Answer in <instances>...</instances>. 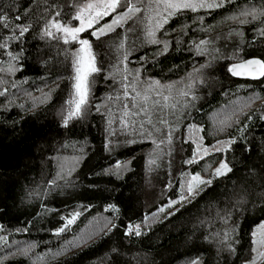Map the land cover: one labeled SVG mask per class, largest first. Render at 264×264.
<instances>
[{
  "label": "trees",
  "instance_id": "trees-1",
  "mask_svg": "<svg viewBox=\"0 0 264 264\" xmlns=\"http://www.w3.org/2000/svg\"><path fill=\"white\" fill-rule=\"evenodd\" d=\"M71 2L0 0L11 23L0 26V43L7 44L0 48V91L7 90L0 96V264H245L254 255L251 234L264 223V77L240 78L228 69L251 56L264 59V17L240 16L261 9L264 0L181 9L159 29L158 43L134 40L129 28L137 17L99 40L91 29L81 33L92 42L100 71L91 78L82 115L65 127L62 114L73 91L70 53L79 45L42 33L56 11L61 20L74 13ZM16 24L31 27L21 39H8ZM211 38L215 58L206 65L208 54L195 46ZM10 64L16 71H7ZM122 65L162 82L200 68L202 79L178 121L155 125L159 132L144 126L149 137L141 134L140 120L121 126L134 93L129 88L124 96L122 85L132 80L116 72ZM200 137L222 150L185 163L196 147L192 140ZM221 160L232 171L213 178ZM197 173L212 184L169 207ZM76 212L74 223L58 233ZM129 225H140L141 235L129 234Z\"/></svg>",
  "mask_w": 264,
  "mask_h": 264
},
{
  "label": "snow or ice",
  "instance_id": "snow-or-ice-1",
  "mask_svg": "<svg viewBox=\"0 0 264 264\" xmlns=\"http://www.w3.org/2000/svg\"><path fill=\"white\" fill-rule=\"evenodd\" d=\"M225 0H150L149 7L152 3L156 5V11L159 15L160 6H163V11L167 13V16H163L160 20L156 22V28H160L163 24L168 22V19L176 14L181 9H191L192 11H196L198 8H208L214 9L223 7ZM144 3V0H72L69 4V7L74 9V13L64 20L57 19L61 16L60 11H56L55 15L52 19L48 20L44 25V30L42 35L50 37L52 39L62 40L64 44L75 43L78 44L79 47L75 48L74 51L70 53L71 55V66L74 70V75L72 76L73 84H72V93H70V98L66 101L67 109L66 114H62L63 126L67 127L69 122L75 118H78L82 115L86 106L88 105L89 95L91 91V86L93 80V74L98 73L100 68L97 67L96 64V54L93 51V44L89 39H82L80 34L85 31L91 29L90 36L99 40L102 36H105L116 30L117 27H121L124 23L129 20L134 19L140 14L143 9L140 7L141 4ZM118 9H123V11H119ZM47 11V9H46ZM115 13L112 16L110 23L100 24V21L105 17H108ZM240 16L245 18L251 17L252 20H256L260 17H264V7L257 10L255 8L248 10H242ZM235 18V17H233ZM16 20H20V16L15 17ZM79 21L78 26H72L71 21ZM247 19L241 20V23H247ZM96 25H100L99 27H95ZM0 26L4 28L11 27V23L9 17L6 12L0 10ZM31 25H21L16 24L12 29L13 35L8 39L19 40L21 39L25 33L29 32ZM18 29L19 35H15L16 30ZM53 29L55 31H53ZM261 35H264V29L260 32ZM148 35L153 37L152 42L158 43L154 39L155 31L149 30ZM206 43L205 41H201V44ZM122 46V45H121ZM6 43H0V48H6ZM165 49H167L168 45L165 42ZM9 57L12 60H16L17 56L13 55L11 52L8 53ZM124 59H127L125 55ZM0 71H5V69L0 68ZM8 72L16 71L14 65H9ZM138 71V70H137ZM228 71L233 76H248L252 79H258L260 77H264V60L260 59H249L244 60L238 63L232 64ZM127 80V76L124 77ZM136 78L134 77V80ZM3 83V81H0ZM124 89V96L127 98L129 96L128 89L131 88L135 93V96L131 97L134 101L132 104V109H137V111H132L129 109L128 104H124L125 111L120 119V123L122 128H128L129 126L134 127L136 124L135 120H132L131 117L141 116L145 117L144 120L140 122V130L141 134H147V136H151L152 132L147 131L145 129V124L155 125L152 120V110L157 107L160 108H176L175 103H169L171 96L164 94V89H168L171 92V89L174 87V84L169 85H161L160 81H152L148 88L145 89L143 95L141 92L136 90L135 83H125L122 85ZM7 90L0 91V96L4 95ZM149 92H154L159 99H155L151 101V107H149V101L151 100ZM188 93L182 92L181 95H187ZM49 94H45L47 98ZM111 99V97H109ZM119 99V97H117ZM163 101V103H162ZM22 107V106H21ZM97 111H99V106L97 107ZM264 118V117H262ZM161 124H167V121L161 119L159 121ZM111 123V121L109 122ZM155 131L159 132V128H155ZM196 131H201L200 129H196ZM171 131H169L167 136V142L171 143ZM203 137L199 138L200 142L197 140H192V142L196 145L195 150L193 151L192 158L185 161L187 164H193L197 162V158H203V156L208 155L210 150L221 151V148H218L216 145H212L211 149L206 147L202 143ZM134 142V141H133ZM156 144L157 148H159V144L156 143L155 140L152 141ZM160 143H164L162 140ZM235 143L234 140L231 141H218L217 144H231ZM155 160H149V164H154ZM125 167L120 163H117L116 168L120 169ZM232 169L229 167V164L221 160L218 167L214 169L212 172L213 178H218L226 175L231 172ZM70 174V171H69ZM54 183V181H53ZM212 179H204L198 173L191 176V179L187 182L186 192H182L179 200L170 201L169 207H172L176 203H180L182 201L188 200L190 197H194L198 194V189L201 185H211ZM115 209V205L109 206ZM161 212L164 211V208L160 209ZM80 215L79 212L74 213L71 218L67 219L64 227L58 229L59 232H63L69 225L73 224L77 217ZM147 219V218H146ZM135 233V235H141L140 225H129L128 233ZM252 245L251 252L254 255L245 261V264H258V261H264V223H260L258 227L252 232ZM228 233H225V239H227ZM3 237H0V240H3ZM229 250L234 251L235 249L231 248L229 245ZM27 249L23 251L22 254L27 253ZM193 264H199V261H194Z\"/></svg>",
  "mask_w": 264,
  "mask_h": 264
},
{
  "label": "rangeland",
  "instance_id": "rangeland-1",
  "mask_svg": "<svg viewBox=\"0 0 264 264\" xmlns=\"http://www.w3.org/2000/svg\"><path fill=\"white\" fill-rule=\"evenodd\" d=\"M149 4H150V0H144V3L141 4L140 6L145 10L137 15V19L134 20V23L129 28V33H131L134 40L140 39V38H142L143 40H153V37H150L148 35V31L150 29L155 31V37H154V39H155L159 29L161 28V27L156 28V22L158 20H160L163 16H167V13L163 11L162 5L160 6V9H159L160 14L158 15L157 11L155 10L156 5L154 3H152L151 6L149 7ZM78 25H79V21L77 22V26ZM231 36H233V35L229 34V37H231ZM213 40H214V38L206 39V40H203L206 43H204V44L198 43L195 46L197 52L202 51V52L208 54L209 59H208V62L206 63V65L211 64L213 62V59L215 58V50H210V46L213 45L212 44ZM120 67L122 68L121 69L122 71L119 70ZM199 70H200V68L195 70L193 73H190L189 75H186L185 77H182V78L177 79V80H173V81H169V82L160 81L161 85L174 84V87L171 89V92H169L168 89H164V94L171 96L169 103L170 104L175 103L176 108L173 109L171 107H169V108L157 107L156 109L152 110V120H153L154 125L159 126L160 125L159 121L161 119L166 120L168 125L173 124L174 122L179 120L178 118L183 113L182 111H184V108H186L187 106H189V104H191L188 102L189 92H192L196 83H199L202 79V75H201V77H199L200 75L197 74V72ZM116 72L118 74H120L121 76H124V77L127 76V78L130 77L132 80L131 82L135 83V85H136V90L141 92L142 95H143L145 89L148 88V85L152 81H158V79L157 80L144 79L141 75V70H139L138 68L130 67V66H126V65L118 66V68H116ZM134 77L136 78L135 80H134ZM182 92H186L188 94L187 95H181ZM148 94L151 97V100L149 101V107H151V101L155 100V99H159V97H157L154 92H149ZM133 96H135V93H133ZM133 96H131V97H133ZM131 102L132 103L129 105L130 109H132V104L134 101L131 99ZM162 103H163V101H162ZM231 105H232V103L230 104V106ZM231 108L229 107L226 110H229V109L231 110ZM131 119L135 120L136 122H137V120H140L139 121V123H140L142 120L145 119V117L143 115H141V116L131 117ZM146 125H148V124H145V126ZM195 140H197V139L195 138ZM197 142H200L199 139L197 140ZM202 143L204 146L209 147L211 149V146L205 144L203 142V140H202Z\"/></svg>",
  "mask_w": 264,
  "mask_h": 264
},
{
  "label": "water",
  "instance_id": "water-1",
  "mask_svg": "<svg viewBox=\"0 0 264 264\" xmlns=\"http://www.w3.org/2000/svg\"><path fill=\"white\" fill-rule=\"evenodd\" d=\"M249 59H260V60H264L263 58H261V57H259V56H251V57H248V58H245V59H242V60H238V61H235V62H232L231 64H230V66L232 65V64H234V63H238V62H241V61H244V60H249ZM229 66V67H230ZM236 77H240V78H250V79H252L251 77H248V76H236ZM260 78H262V77H260ZM259 79V78H258Z\"/></svg>",
  "mask_w": 264,
  "mask_h": 264
}]
</instances>
